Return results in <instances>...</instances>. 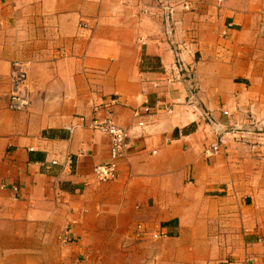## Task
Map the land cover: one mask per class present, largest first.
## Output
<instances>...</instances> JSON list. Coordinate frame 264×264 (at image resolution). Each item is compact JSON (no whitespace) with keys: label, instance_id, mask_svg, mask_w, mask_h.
<instances>
[{"label":"crops","instance_id":"crops-1","mask_svg":"<svg viewBox=\"0 0 264 264\" xmlns=\"http://www.w3.org/2000/svg\"><path fill=\"white\" fill-rule=\"evenodd\" d=\"M170 4L167 35L156 0H0V264H264V0Z\"/></svg>","mask_w":264,"mask_h":264},{"label":"built area","instance_id":"built-area-1","mask_svg":"<svg viewBox=\"0 0 264 264\" xmlns=\"http://www.w3.org/2000/svg\"><path fill=\"white\" fill-rule=\"evenodd\" d=\"M157 3L168 12L165 19L166 34L170 35V23L171 18V4L170 0H156ZM175 56L177 57L176 69L179 72V81L183 83L188 93V106L195 111H201L198 104V88L195 82V71L192 66L186 65L181 57L180 51H176ZM26 76L25 74H17L12 77L11 84L13 88L12 95L9 101V107L13 111H22L28 105V93L27 86L25 84ZM150 109L145 108L144 113L149 114ZM168 113H171V109H168ZM202 116L211 122L212 119L208 113H203ZM143 123H139L138 127H143ZM93 128L110 139V155L109 161L106 164L98 165L94 168L93 173L96 180L100 183H107L117 179L118 167L120 161H122L131 148L130 134L129 131L115 125L112 120L107 119L104 121L94 122ZM247 134H250L249 132ZM224 144L223 137L218 140V143L211 146L208 151L204 152L207 157L217 155L220 146ZM143 233L142 226L138 227V235L141 236ZM165 237V235L154 234L153 239H159ZM64 242L68 240L63 239ZM264 243V241H263Z\"/></svg>","mask_w":264,"mask_h":264},{"label":"rangeland","instance_id":"rangeland-1","mask_svg":"<svg viewBox=\"0 0 264 264\" xmlns=\"http://www.w3.org/2000/svg\"><path fill=\"white\" fill-rule=\"evenodd\" d=\"M188 66H190V65H188ZM194 69V68H193ZM195 71V70H194ZM227 113H224V115H226ZM139 227V226H138ZM138 227H136V230H137V233H138Z\"/></svg>","mask_w":264,"mask_h":264}]
</instances>
